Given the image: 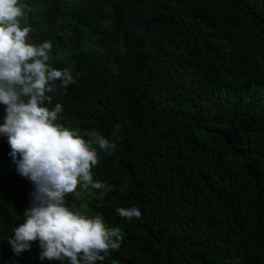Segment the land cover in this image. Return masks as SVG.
I'll list each match as a JSON object with an SVG mask.
<instances>
[{"label": "trees", "instance_id": "16d2710c", "mask_svg": "<svg viewBox=\"0 0 264 264\" xmlns=\"http://www.w3.org/2000/svg\"><path fill=\"white\" fill-rule=\"evenodd\" d=\"M19 5L27 42H51L47 65L76 81H55L41 106L61 104L55 123L117 145L97 148L91 170L112 190L76 189L94 196L91 217L124 236L94 264H264V0ZM10 152L0 134V264H48L38 240L20 254L10 244L30 206ZM133 206L139 219L119 217Z\"/></svg>", "mask_w": 264, "mask_h": 264}, {"label": "clouds", "instance_id": "9594fccd", "mask_svg": "<svg viewBox=\"0 0 264 264\" xmlns=\"http://www.w3.org/2000/svg\"><path fill=\"white\" fill-rule=\"evenodd\" d=\"M23 16L19 0H0V104L6 105L0 134L7 136L17 173L33 184L24 222L14 230L10 244L20 254L38 240L41 261L68 258L70 264H94L103 261L110 249H120L122 231L106 228L100 216L90 219L70 211L65 196L81 182L85 188L111 191L110 185L93 181L91 170L98 163L97 148L113 155L117 145L96 131L87 132L86 141L75 130L55 123L63 111L61 104L51 111L41 106L51 100L45 93L55 90V81L64 88L76 81L68 68L47 65L51 42L40 46L27 42L30 28L20 27ZM116 211L129 222L142 215L135 206Z\"/></svg>", "mask_w": 264, "mask_h": 264}, {"label": "rangeland", "instance_id": "374dc122", "mask_svg": "<svg viewBox=\"0 0 264 264\" xmlns=\"http://www.w3.org/2000/svg\"><path fill=\"white\" fill-rule=\"evenodd\" d=\"M34 20H38L37 15L35 16ZM84 49L87 51L92 50V49L96 50V47L90 43H87V44H84ZM51 58H52V55L49 53V59H51ZM5 108H6V105L2 104V106L0 108V125H2L4 123V117L6 115ZM3 135H5V134H3ZM7 142H8V139H7ZM29 184H30L29 188H30V192H31L33 189V184L30 180H29ZM73 196H74L75 200L68 203V204H65V206L70 211H73L74 213H79V214L85 215L87 218H90V219L96 217V216L91 217L90 214L88 213V203L94 197L92 195V193L90 192V190H87V189H83L80 191L75 190L73 192ZM37 244L39 246L40 242L38 241ZM39 249H40V246H39ZM40 251H41V249H40ZM40 251H39V254H40ZM45 260L47 261L48 264H59V262H60V261H56V260H53V261H49L47 259H45Z\"/></svg>", "mask_w": 264, "mask_h": 264}]
</instances>
